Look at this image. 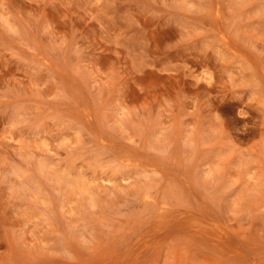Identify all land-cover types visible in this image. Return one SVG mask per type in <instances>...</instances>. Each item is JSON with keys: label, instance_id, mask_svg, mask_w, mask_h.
<instances>
[{"label": "rangeland", "instance_id": "374dc122", "mask_svg": "<svg viewBox=\"0 0 264 264\" xmlns=\"http://www.w3.org/2000/svg\"><path fill=\"white\" fill-rule=\"evenodd\" d=\"M0 264H264V0H0Z\"/></svg>", "mask_w": 264, "mask_h": 264}]
</instances>
